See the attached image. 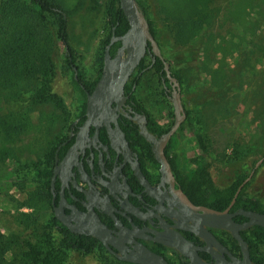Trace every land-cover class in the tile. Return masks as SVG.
Segmentation results:
<instances>
[{"label": "rangeland", "instance_id": "374dc122", "mask_svg": "<svg viewBox=\"0 0 264 264\" xmlns=\"http://www.w3.org/2000/svg\"><path fill=\"white\" fill-rule=\"evenodd\" d=\"M59 1L67 11L76 63L87 79H95L109 31V0ZM141 1L159 41L173 50V70L182 75L191 125L179 127L175 144L196 153V134H202V184L222 188L254 171L248 192L264 203V0ZM47 31L49 40L39 49L20 40L31 55L47 53L46 98L32 96L29 86L20 94L9 92L0 81V264H119L101 251L83 254L65 246L52 225L48 192L31 171L43 165L84 101L63 43L53 29ZM36 76L44 78L39 71ZM135 94L161 125L174 123L173 105L153 69ZM259 248L264 251V242Z\"/></svg>", "mask_w": 264, "mask_h": 264}, {"label": "flooded vegetation", "instance_id": "af4514ba", "mask_svg": "<svg viewBox=\"0 0 264 264\" xmlns=\"http://www.w3.org/2000/svg\"><path fill=\"white\" fill-rule=\"evenodd\" d=\"M171 92V87L166 89L167 97ZM125 94L129 97L119 107L118 115H107V121L101 117L92 121L86 110L84 113L80 110L59 137L55 158L50 162L51 185L48 189L54 217L55 208L61 207L65 216L79 227L93 229L100 221L112 236L110 246L113 250L99 242L108 255L119 261L132 262L122 257L133 255L138 247H145L163 256L170 264H194L190 255L169 244L183 236L190 244L189 253L197 249L205 262L215 264L217 259L201 248L206 241L182 228L180 225L184 222L179 218L187 214L181 192L193 201L188 181L202 175L198 168L207 155L201 146L196 153L177 146L176 131L165 147L171 171L164 170L155 157L152 144L151 148H143L127 134L129 126L139 128L133 115L146 112L138 108L131 92L125 90ZM114 119H117L119 129ZM154 133L160 137L165 132ZM235 210L231 208V211ZM209 229L237 258H242V253L233 251L227 243L228 231ZM218 251L223 255L221 250ZM224 255L232 260L227 253Z\"/></svg>", "mask_w": 264, "mask_h": 264}, {"label": "trees", "instance_id": "16d2710c", "mask_svg": "<svg viewBox=\"0 0 264 264\" xmlns=\"http://www.w3.org/2000/svg\"><path fill=\"white\" fill-rule=\"evenodd\" d=\"M139 2L145 9L150 21L151 30L159 41L157 31L152 19L149 17L147 8L141 0H139ZM107 20L109 31L102 40L99 50L100 68L96 78L90 80L86 78L84 72L76 63L74 51L69 44V20L67 11L59 0H5L0 9V81L5 82V88L9 92L20 94L24 91L25 86H29L32 96L35 95L39 98H46L49 92V76L51 73L49 65H43L44 62L46 63L45 59L47 53L38 52L36 55H31L30 50L22 45L20 40L23 42L32 41L34 44L33 48L39 49L43 41L49 40V32L47 29H53L55 38L63 43V47L65 46V43L69 45V51L65 52V58L67 64L73 71V79L83 96L84 101L81 105V112L84 113L87 101L86 92H91L101 77L107 45L110 43L113 35H122L130 27L126 14L121 7L120 0H109L107 5ZM19 26L20 28H18ZM31 36H34L35 38ZM159 44L165 59L170 62L174 75L177 76L182 83V75L172 68L173 57L171 55L173 50H168L169 46L162 44L160 41ZM120 45L121 41H116L112 44L110 49L112 56L115 55ZM74 64L79 69L78 80L75 78ZM41 66H43V68H41ZM150 69L155 71L158 80L161 83L162 93L166 94L165 84H167L168 88H170L171 85L165 71V60L157 56L155 61H153V56L149 51L138 65L134 77H132V79L126 84V90L127 93H132L131 97L138 102V108H142L146 112L148 117V128L153 132H166L170 129V126L164 127L159 124L154 115L137 99L135 94L142 76ZM37 71L44 75L43 79H39L38 76H36ZM163 79H165V83L163 82ZM81 84H83L84 87ZM184 123L191 125V116L188 110L187 119ZM1 124L0 121V128ZM4 124H8V122L5 121ZM9 130L10 129L8 128L7 131ZM127 134L129 137L136 140L137 144L141 147L151 148V143L140 134L138 127L133 128L129 126ZM196 137L200 146L205 148L206 145L203 141L202 134L197 133ZM56 151L57 146H53L47 153L43 165H36L31 169L32 173L35 174L36 179L43 182L47 192L51 185L50 162L55 158ZM248 176L249 174H246L233 184L222 188L216 187L211 182L203 185L199 176H196L194 180L188 181L189 194L193 201L198 205H207L218 210H225L234 199L239 185ZM248 184L249 183H247L239 193L232 206V210L242 207L264 212V203L248 192ZM234 218L238 222L246 220V217L243 215H237ZM52 225L61 234L62 242L70 250L83 254L101 251L103 254H106L108 259L115 260L107 254L108 252L96 237L84 233L72 232L68 227L61 225L54 215ZM241 234L249 242L252 259L259 263L263 262L264 251L259 248V244L264 242V227L254 225L242 230ZM227 241L233 251L236 250L241 252L240 246L233 236L229 234ZM115 261L119 264H139L119 260Z\"/></svg>", "mask_w": 264, "mask_h": 264}, {"label": "water", "instance_id": "95a60500", "mask_svg": "<svg viewBox=\"0 0 264 264\" xmlns=\"http://www.w3.org/2000/svg\"><path fill=\"white\" fill-rule=\"evenodd\" d=\"M122 9L130 23L129 29L122 35H113L110 43L107 45L104 55V63L102 74L97 81L94 89L87 91L86 114L89 120H96L101 117L106 120L109 114L118 115L117 111L128 99L129 95L125 94L126 84L129 82L131 76L137 69L141 60L149 51L153 56V61L159 56L165 60V71L169 79L172 92L168 94L169 101L173 104L175 120L168 131L162 136L155 134L148 128V118L145 113H135L133 118L139 122V132L151 144L157 160L162 164L164 170L171 171V165L165 154V147L169 142L171 136L179 129L181 124L187 118V110L182 97V83L174 75L170 62L165 59L162 53L161 46L156 36L151 30V25L147 13L139 0H120ZM121 41V45L117 49L114 56L111 55L110 49L114 42ZM65 52L69 51V45L64 44ZM75 71V78L78 80V67L73 65ZM165 83V79H163ZM83 86V84H81ZM84 87V86H83ZM168 89L167 84H165ZM116 103V106L113 104ZM117 123V119H114ZM119 129V127H118ZM261 159L260 161H262ZM259 161V162H260ZM254 171L239 185L237 192L231 204L225 210H218L207 205H198L191 201L186 194L181 192L182 199L186 206V216H179L180 220L184 222L180 225L182 228L193 231L198 236L206 241V245L201 247L209 251L214 258L217 259L215 264H264L255 262L251 257V250L249 242L243 237L241 231L254 225L264 227V212L238 208L231 211L239 193L243 187L253 177ZM55 178H53V185ZM55 215L63 221V223L75 233H84L96 237L102 241L108 249H111L110 242L112 236L109 230L103 226L99 221L98 226L91 229H85L77 226L70 217L65 216L61 207L55 208ZM236 215H243L248 219L243 222L235 220ZM219 228L228 231L238 242L242 258H237L233 252L224 245L215 234L209 229ZM169 244L174 245L179 251L186 255H190L191 261L194 264H209L205 262L197 252L189 253L187 248L190 246L188 241L183 237H178ZM223 255H219V251ZM224 253H227L232 260L226 258ZM134 263L139 264H170L163 256L150 251L145 247H138L137 251L128 257H122Z\"/></svg>", "mask_w": 264, "mask_h": 264}]
</instances>
